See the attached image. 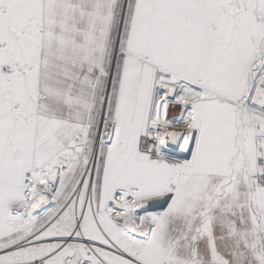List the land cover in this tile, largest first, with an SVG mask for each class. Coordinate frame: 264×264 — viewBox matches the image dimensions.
<instances>
[{"label": "snow or ice", "instance_id": "snow-or-ice-1", "mask_svg": "<svg viewBox=\"0 0 264 264\" xmlns=\"http://www.w3.org/2000/svg\"><path fill=\"white\" fill-rule=\"evenodd\" d=\"M0 264H264V0H0Z\"/></svg>", "mask_w": 264, "mask_h": 264}]
</instances>
